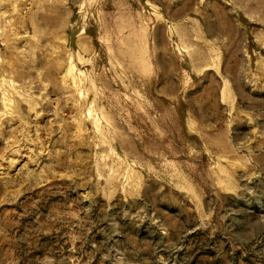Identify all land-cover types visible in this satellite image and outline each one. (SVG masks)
Here are the masks:
<instances>
[{"label":"rangeland","instance_id":"obj_1","mask_svg":"<svg viewBox=\"0 0 264 264\" xmlns=\"http://www.w3.org/2000/svg\"><path fill=\"white\" fill-rule=\"evenodd\" d=\"M0 264H264V0H0Z\"/></svg>","mask_w":264,"mask_h":264}]
</instances>
